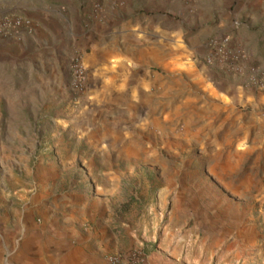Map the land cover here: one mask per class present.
<instances>
[{
	"label": "rangeland",
	"instance_id": "1",
	"mask_svg": "<svg viewBox=\"0 0 264 264\" xmlns=\"http://www.w3.org/2000/svg\"><path fill=\"white\" fill-rule=\"evenodd\" d=\"M116 1L0 0V18L11 25L0 45L9 43V55L36 35L42 42L27 53L30 60L0 62L6 82L0 86V172L12 169L0 198L83 196L84 228L104 230L113 249L124 252L129 238L143 242L150 217L167 215L180 197L184 214L250 235L247 264H264V46L251 47L252 66L233 79L231 61L244 48L229 41L218 56L212 40L225 34H216L207 54L190 63L196 78L174 69L172 128L156 136L141 128L140 148L125 158L101 155L77 141L76 127L88 95L101 85L99 74L108 78L117 70L116 60L111 67L98 63L90 39L95 23L117 19ZM144 3L119 17L133 19ZM43 20H50L45 28ZM22 34L27 39L18 41ZM76 64L84 88L73 84Z\"/></svg>",
	"mask_w": 264,
	"mask_h": 264
},
{
	"label": "crops",
	"instance_id": "2",
	"mask_svg": "<svg viewBox=\"0 0 264 264\" xmlns=\"http://www.w3.org/2000/svg\"><path fill=\"white\" fill-rule=\"evenodd\" d=\"M138 1L117 0V19L91 28L98 63L111 67L116 60L117 70L108 78L99 74L101 85L88 95L76 127L77 141L116 159L140 148L141 128L154 136L172 128L174 69L196 78L190 63L207 54L216 34L223 32L235 48H244L243 57L231 61L233 79L252 66L251 47L264 46V0H146L143 13L131 20L119 17ZM43 21L45 28L50 20ZM36 36L19 44L20 53L13 57L9 43L0 45V62L30 60L27 53L42 47ZM26 39L22 34L17 40ZM1 85L6 82L0 79ZM11 171L1 170L0 187H6ZM2 193L8 194L7 189ZM186 204L178 197L170 213L150 217L153 225L143 242L129 238L124 252L142 250L145 264H247L250 235L221 229L211 217L188 216ZM87 205L83 196L67 193L0 198V264H108L110 255L124 252L113 249L104 230L84 228Z\"/></svg>",
	"mask_w": 264,
	"mask_h": 264
},
{
	"label": "built area",
	"instance_id": "3",
	"mask_svg": "<svg viewBox=\"0 0 264 264\" xmlns=\"http://www.w3.org/2000/svg\"><path fill=\"white\" fill-rule=\"evenodd\" d=\"M10 27L11 25L7 18L5 19L0 18V36L10 31ZM229 41L230 40L228 37L222 35L216 36L212 40V44L214 45V48L217 50L218 56L223 52L222 47L228 44ZM215 58L212 57V59H210L209 62H212L213 60H215ZM73 84L78 88H84L85 80H84V72L81 64H76L74 66ZM145 260H146L145 254L143 253L142 250L138 249L126 255L119 254V255L109 256L108 264H145Z\"/></svg>",
	"mask_w": 264,
	"mask_h": 264
}]
</instances>
